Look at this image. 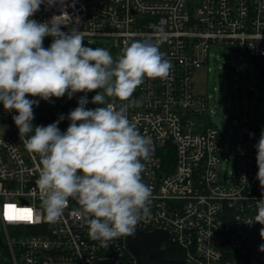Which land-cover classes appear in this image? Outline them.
Listing matches in <instances>:
<instances>
[{"label": "built area", "instance_id": "built-area-1", "mask_svg": "<svg viewBox=\"0 0 264 264\" xmlns=\"http://www.w3.org/2000/svg\"><path fill=\"white\" fill-rule=\"evenodd\" d=\"M62 9L69 20L63 31L114 37L121 55L134 40H161L160 51L172 64L166 79L146 78L137 87V104L127 111L154 149L142 161V179L153 191L150 215L137 228L168 231L166 241L186 264H264V226L246 223L254 222L264 198L255 147L264 124L245 119L219 127L211 120L210 95L194 84L195 71L210 69L211 58L226 49L244 51L264 82V0H63L50 9L41 5L33 19L50 20ZM51 42L45 37L44 47ZM245 84L255 95V81ZM13 115L0 104V125L12 129L0 133V232L11 264H117L114 254L125 258L123 264H138L127 236L112 240V250L92 240L73 199L59 222L47 220L36 184L39 157L25 149ZM33 125L47 126L35 108ZM68 125L65 118L58 126L65 131Z\"/></svg>", "mask_w": 264, "mask_h": 264}, {"label": "clouds", "instance_id": "clouds-1", "mask_svg": "<svg viewBox=\"0 0 264 264\" xmlns=\"http://www.w3.org/2000/svg\"><path fill=\"white\" fill-rule=\"evenodd\" d=\"M63 0H0V104L19 130L25 149L39 157L36 180L42 208L50 222H59L75 200L78 217L101 247L121 236L135 235L150 215L153 191L142 179L153 144L127 115L137 87L145 79H166L172 64L160 51L161 40H134L114 60L103 47H88L83 32L67 26L66 14L33 19L41 5L50 9ZM45 37H51L44 47ZM96 94L89 101L87 94ZM84 93L77 107L47 126L33 125L34 106ZM36 97L38 99H29ZM112 100L120 103H113ZM102 105L89 109L86 105ZM65 118V131L58 127ZM256 179L264 190V131L255 145ZM264 226V198L254 222ZM264 239V227L260 229ZM264 251V244L260 245Z\"/></svg>", "mask_w": 264, "mask_h": 264}, {"label": "rangeland", "instance_id": "rangeland-1", "mask_svg": "<svg viewBox=\"0 0 264 264\" xmlns=\"http://www.w3.org/2000/svg\"><path fill=\"white\" fill-rule=\"evenodd\" d=\"M84 43L88 47H103L109 50L114 60L121 55L114 37L84 35ZM217 54L216 59L212 57L210 60V69L208 66L201 67L194 74L195 89L202 94L210 95V106L213 110L211 120L219 127H223L222 124L225 122L237 127L238 123L245 119L255 121L256 124H264V82L255 72V61L244 51L234 49H226ZM246 80L255 81V95L249 94ZM239 87H242L240 91ZM95 94L88 93V100L91 101ZM83 95L84 93H76L71 100L67 95L59 99L53 97L52 102L45 101V106L56 114L65 115L77 107V101ZM86 107L94 109L102 105L89 102ZM11 130L10 124L0 125L1 134L10 133ZM230 135L235 137L233 129ZM234 143L235 139L232 140V145Z\"/></svg>", "mask_w": 264, "mask_h": 264}, {"label": "water", "instance_id": "water-1", "mask_svg": "<svg viewBox=\"0 0 264 264\" xmlns=\"http://www.w3.org/2000/svg\"><path fill=\"white\" fill-rule=\"evenodd\" d=\"M253 83L251 81L250 85ZM239 90L240 87L238 88ZM252 91V89H249L250 94ZM235 97L236 95L233 96V98ZM40 103L44 115L47 116L51 123L55 122L45 108V101L40 100ZM168 236L169 233L165 229L156 228L151 231H145L137 228L134 236L127 237V246L138 264H186L182 259L165 257L164 244ZM109 247L112 250L111 241L109 242ZM114 256L117 264H123L119 257L115 254Z\"/></svg>", "mask_w": 264, "mask_h": 264}, {"label": "trees", "instance_id": "trees-1", "mask_svg": "<svg viewBox=\"0 0 264 264\" xmlns=\"http://www.w3.org/2000/svg\"><path fill=\"white\" fill-rule=\"evenodd\" d=\"M35 99H38V98H35ZM34 108L38 112H40L42 116L46 119L47 125L51 124L50 120L42 112L40 101H39V105L34 106ZM46 110L54 121H56L59 118L60 114L54 113V111H52L51 109L46 108ZM60 123H59V126H60ZM164 254H165V257L167 258L182 259V255L180 254V252H178L177 248L174 247V245L168 240L164 244ZM121 259L123 262L125 261L124 257H121ZM0 264H11V262L9 261V251H8V248H7L2 232H0ZM109 264H116V262L112 260Z\"/></svg>", "mask_w": 264, "mask_h": 264}, {"label": "snow or ice", "instance_id": "snow-or-ice-1", "mask_svg": "<svg viewBox=\"0 0 264 264\" xmlns=\"http://www.w3.org/2000/svg\"><path fill=\"white\" fill-rule=\"evenodd\" d=\"M10 208H14V206H9ZM27 211V216L28 217H30V215H31V212H30V210H26ZM6 218H8V219H14V218H17V217H14V216H7V214H6ZM20 218H25V217H20Z\"/></svg>", "mask_w": 264, "mask_h": 264}]
</instances>
